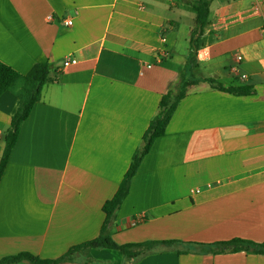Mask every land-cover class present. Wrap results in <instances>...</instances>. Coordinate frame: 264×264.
I'll use <instances>...</instances> for the list:
<instances>
[{
	"label": "crops",
	"instance_id": "1",
	"mask_svg": "<svg viewBox=\"0 0 264 264\" xmlns=\"http://www.w3.org/2000/svg\"><path fill=\"white\" fill-rule=\"evenodd\" d=\"M193 4L0 0V61L21 74L39 63L50 68L0 179V259L54 260L99 235L104 203L161 97L186 70ZM207 20V53L195 73L255 94L193 87L143 157L108 229L117 244L178 243L131 261L99 249L58 264H264L261 254L196 247L264 242V0H210ZM66 57L77 63L63 68ZM20 104L9 92L0 96V157ZM198 183L207 189L190 194ZM245 191L257 200H240Z\"/></svg>",
	"mask_w": 264,
	"mask_h": 264
},
{
	"label": "trees",
	"instance_id": "2",
	"mask_svg": "<svg viewBox=\"0 0 264 264\" xmlns=\"http://www.w3.org/2000/svg\"><path fill=\"white\" fill-rule=\"evenodd\" d=\"M210 0H194L195 13L193 26L189 28V52L186 60V70L181 74L179 81L164 94L159 102L157 112L151 119L148 128L142 136V145L132 155L130 165L125 172L116 192L112 198L103 205L105 218L99 235L87 242L69 248L65 254L54 260H42L29 253H20L0 259V264H18L21 261H30L34 264H58L71 261L75 253L85 250L107 249L128 260H136L140 256L152 251L157 245H173L177 241H147L142 243L117 244L108 233L114 214L119 209L126 195L130 183L135 175L143 157L150 151L154 141L165 134L166 127L172 118L180 101L200 83H207L212 89L227 92L236 96L254 95L252 86L224 87L210 78L195 73L197 67V53L204 46L206 29L208 27V13ZM49 65L39 63L34 65L27 74H21L0 61V96L6 92L11 93L21 102L17 111L11 118L10 126L6 131L3 142L4 149L0 157V179L7 166L10 152L15 146L22 123L30 115L34 105L41 100L42 91L49 76ZM203 252L210 253H236L246 252L264 255V242L256 243L241 238H234L213 244H198Z\"/></svg>",
	"mask_w": 264,
	"mask_h": 264
},
{
	"label": "built area",
	"instance_id": "3",
	"mask_svg": "<svg viewBox=\"0 0 264 264\" xmlns=\"http://www.w3.org/2000/svg\"><path fill=\"white\" fill-rule=\"evenodd\" d=\"M256 1H258V0H256ZM46 20H47L48 22H54V21H55V18H54L52 15H48V16L46 17ZM62 23H63V25H65L66 27H70V26L73 25L72 19H66V20L62 21ZM206 53H207V51L205 50V48L200 49V50L198 51V53H197V58H202L204 55H206ZM236 57H237V60H238V61H241L242 57H241L240 54H237ZM76 63H77V60H76L75 58H73V57H66V58L63 60L62 67H63V68H66V67H68V66H70V65H74V64H76ZM213 185H214V184H213ZM201 191H202V190H201V187H195V188H191V189L189 190L190 194H197V193H199V192H201Z\"/></svg>",
	"mask_w": 264,
	"mask_h": 264
},
{
	"label": "rangeland",
	"instance_id": "4",
	"mask_svg": "<svg viewBox=\"0 0 264 264\" xmlns=\"http://www.w3.org/2000/svg\"><path fill=\"white\" fill-rule=\"evenodd\" d=\"M190 185H191V184H190ZM190 185L188 186L187 191L189 190ZM196 186L201 187V190H202V191H204V190L207 189L206 184L201 185L200 183H198V184L193 185L192 188H194V187H196ZM248 193H251V192H250V191H245V192H244V195H242L243 198H241L240 200H257V198H253V197H249V196L245 195V194H248ZM145 219H146V218H140L139 221L145 222Z\"/></svg>",
	"mask_w": 264,
	"mask_h": 264
}]
</instances>
